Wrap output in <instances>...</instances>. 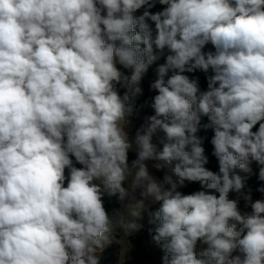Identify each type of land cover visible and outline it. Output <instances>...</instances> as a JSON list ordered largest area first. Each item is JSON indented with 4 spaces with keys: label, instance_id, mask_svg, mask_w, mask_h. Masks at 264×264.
Listing matches in <instances>:
<instances>
[{
    "label": "clouds",
    "instance_id": "clouds-1",
    "mask_svg": "<svg viewBox=\"0 0 264 264\" xmlns=\"http://www.w3.org/2000/svg\"><path fill=\"white\" fill-rule=\"evenodd\" d=\"M161 57L129 163V117ZM197 70L207 90L186 74ZM252 161L264 181V0H0V264H100L116 224L138 231L150 199L162 264H264V198L235 173Z\"/></svg>",
    "mask_w": 264,
    "mask_h": 264
},
{
    "label": "trees",
    "instance_id": "trees-1",
    "mask_svg": "<svg viewBox=\"0 0 264 264\" xmlns=\"http://www.w3.org/2000/svg\"><path fill=\"white\" fill-rule=\"evenodd\" d=\"M164 7H165L164 5L157 3L156 6L152 8L150 11L154 13V12L163 10ZM140 14H142V10L135 13V15L137 16ZM149 23L151 24L152 22L149 21ZM136 30L139 31V29H136ZM208 50H213L211 44L206 46L205 51H208ZM161 64L163 63L162 62L157 63V65H161ZM186 74L189 75L190 77H198L201 90L202 91L207 90V75L206 74H204L203 72L199 70L193 73H186ZM169 75H171V73H169ZM141 88L143 90V95L140 96L136 101V105H137V108H139V111L134 112L133 115L130 116L129 118H133L135 115L144 111V107L140 108L139 106L144 104V102L147 100V94L149 92V89L148 87H141ZM119 92L122 95L124 91L119 90ZM209 123L210 122L206 116H201L200 125H199L200 131L198 132V135L201 136L204 140V143L202 146L204 147L205 155L208 157V160H209L206 167L211 171H219L218 160L213 155L214 146L211 143V140L214 136V129L212 127H205V125H209ZM257 128H258V125L253 130L255 131ZM157 147L162 150L163 145L160 143V141L157 143ZM134 159H136V157L132 153H128L129 162H131ZM72 160H73V165L75 167L77 168L83 167L82 165H80L79 163L75 161L74 157H72ZM259 169H257L254 173L247 175V176H242L239 174L241 177L244 178L245 192H247L248 190H251V196L254 201L257 199L264 198V193H261L260 191H258L259 188L264 187V181L259 179ZM163 175H164V172L161 171L158 175L159 180L163 179ZM198 190H201V189H200V185L196 182L188 183L186 187L180 189V191H182L184 194H191L192 192L198 191ZM104 204H105L106 210L110 214H113V215L117 211H119L121 208V203L116 197L109 198L106 196L104 198ZM160 206H161V202H158L157 210L159 209ZM230 223H236V222L230 221ZM237 225L238 227L241 226L239 223H237ZM155 228H156V225L149 222L147 226L144 228V230L139 235L129 238L127 240V242L134 247V258L132 260L125 261L122 264H153L154 250L150 246L151 243H154L156 247V252L160 258V264H162V257L164 255V252L162 251L161 246L157 244L152 238L155 235ZM102 254L104 255L105 253H102ZM197 255L199 257V253ZM102 264H113V260L111 259L110 256L104 257Z\"/></svg>",
    "mask_w": 264,
    "mask_h": 264
},
{
    "label": "rangeland",
    "instance_id": "rangeland-1",
    "mask_svg": "<svg viewBox=\"0 0 264 264\" xmlns=\"http://www.w3.org/2000/svg\"><path fill=\"white\" fill-rule=\"evenodd\" d=\"M152 26V28L154 29V23L152 22L150 24ZM209 45V44H208ZM143 47V46H141ZM164 63L165 62V58L161 57L159 60L155 61L151 66H149V69L147 71V73L143 76L142 80H141V87H148L149 92L147 94V100L146 101H150V98L153 97L154 95H156V92L150 90V83L155 79L156 77V70L158 68L159 65H157V63ZM117 67L125 74V75H131V70L130 69H125L123 68L122 65L117 64ZM205 74V73H204ZM211 73L209 72L206 75H210ZM119 87V86H118ZM119 90H123L125 91V89L120 88ZM154 112L153 110L148 107L145 106L144 107V111L140 112L139 114L135 115L133 118H129L130 120V124L127 128L128 131V139H129V143L131 144L130 149L128 150V153H132L136 158H137V145L135 144V133L136 130L140 127V125L143 123V118L145 116L148 115H153ZM159 142V138L158 136L153 137V143H155L157 145V143ZM131 163V162H129ZM147 164V168H148V172L149 175H151L153 178H155L156 180L159 181L158 175L161 171H158L156 169H154L152 167V162H146ZM251 171L250 172H244L240 169H235L236 173L242 175V176H247L250 175L252 173H254L257 169H259L261 166L258 165L255 161H252L251 164L249 165ZM214 172H218V171H214ZM125 188L128 187V183L124 182V184L122 185ZM236 196L235 193H231L230 194V198L234 199ZM121 203V202H120ZM127 203V202H125ZM146 208L145 210H143L141 212V216L136 219V222L138 224H140L142 227L138 230V231H133L131 233L126 234L125 230L119 226V224H116V226L114 227L113 230V242L111 244H109L108 246H106L103 251L100 253V250H98L97 254L100 255V264L103 263V258L104 257H111V259L113 260V264H122L125 261L128 260H132L134 258V247L132 245H130L127 240L129 238L135 237L137 235H139L144 228L147 226V224L150 222L151 219H153L152 213L156 212L157 210V204L158 202H153L151 199L146 201ZM239 207L243 212H250L251 208H245V202L243 201V199H241ZM121 212V215L123 216V218L125 220H132L134 218L128 216V210L124 209V206L121 204V208L119 210ZM115 215V214H114ZM117 219H119V217H117ZM241 226L238 227L237 225V229L239 230ZM151 248L154 250V254H153V264H160V258L159 255L156 252V247L154 245V243H151ZM207 248V245L202 243L201 241L197 242L195 251L196 253H200L203 250H205ZM102 253H105L104 255ZM237 255H241L242 254L239 252V250H234L232 253V256H237Z\"/></svg>",
    "mask_w": 264,
    "mask_h": 264
}]
</instances>
